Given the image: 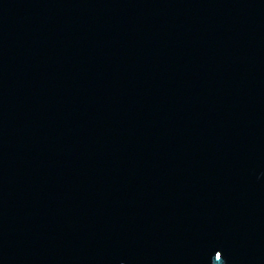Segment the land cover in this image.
<instances>
[{"label": "water", "instance_id": "water-1", "mask_svg": "<svg viewBox=\"0 0 264 264\" xmlns=\"http://www.w3.org/2000/svg\"><path fill=\"white\" fill-rule=\"evenodd\" d=\"M0 264H264V0H0Z\"/></svg>", "mask_w": 264, "mask_h": 264}, {"label": "snow or ice", "instance_id": "snow-or-ice-1", "mask_svg": "<svg viewBox=\"0 0 264 264\" xmlns=\"http://www.w3.org/2000/svg\"><path fill=\"white\" fill-rule=\"evenodd\" d=\"M215 257H216V259H217L218 261L221 260V255H220L219 252L216 253Z\"/></svg>", "mask_w": 264, "mask_h": 264}]
</instances>
